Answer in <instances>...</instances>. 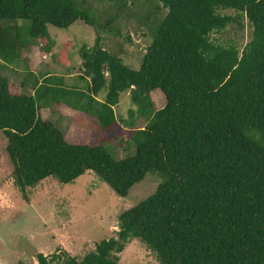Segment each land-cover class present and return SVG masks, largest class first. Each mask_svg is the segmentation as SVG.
<instances>
[{
  "label": "trees",
  "instance_id": "trees-1",
  "mask_svg": "<svg viewBox=\"0 0 264 264\" xmlns=\"http://www.w3.org/2000/svg\"><path fill=\"white\" fill-rule=\"evenodd\" d=\"M154 1L167 13L134 70L101 45L112 20L97 25L76 0H0V132L22 197L46 178L69 184L88 171L120 197L148 173L161 179L118 216L115 237L82 259L65 250L38 253L37 264H117L135 238L159 264H264V0ZM218 10L240 13L251 25L242 49L212 41L237 23ZM3 20L28 24L19 33ZM78 20L96 31L94 46L80 49L87 93L62 88L56 76L34 82L33 96L13 93L4 65L37 39L49 45L47 26L65 30ZM155 90L165 98L160 109L151 100ZM103 91L104 101L96 100ZM125 92L146 124L132 132L133 154L119 160L102 144L69 143L39 114L41 103L62 102L110 127Z\"/></svg>",
  "mask_w": 264,
  "mask_h": 264
},
{
  "label": "rangeland",
  "instance_id": "rangeland-1",
  "mask_svg": "<svg viewBox=\"0 0 264 264\" xmlns=\"http://www.w3.org/2000/svg\"><path fill=\"white\" fill-rule=\"evenodd\" d=\"M97 25L110 19L108 32L101 31V45L110 54L121 58L131 69L138 70L145 49L152 41V31L167 13L154 0H76ZM220 15L232 16L237 23L213 33L212 41L224 47L242 49L251 39L252 28L240 13L218 10ZM28 24L22 20H3L1 26L18 27L19 33ZM49 45L35 40L21 51L19 59L4 65L2 74L8 79L13 93L30 90L34 82L46 74L83 75L80 49L92 48L96 31L83 21L74 22L62 30L47 26ZM54 43V44H53ZM45 44L50 52L44 53ZM43 55L47 57L42 58ZM24 82L25 85L21 84ZM76 80L68 81V86ZM22 88V89H21ZM70 89V88H69ZM106 91L96 100L104 101ZM155 109L165 104L159 90L150 94ZM62 103V102H60ZM64 104V103H63ZM52 105V106H51ZM41 103L39 114L54 123L69 143L102 144L116 160L134 152L130 141L132 132L146 124V117L137 112L129 92L120 94L113 107L115 122L103 128L95 118L67 110L60 105ZM7 140L0 132V264H37L35 255L45 256L65 250L82 259L94 250L97 242L116 236L118 216L150 196L161 182L160 176L148 173L135 184L126 197L116 195L93 172L69 184L46 178L26 190L25 200L13 184V167L6 153ZM117 264H159L155 252L139 239H130L118 254Z\"/></svg>",
  "mask_w": 264,
  "mask_h": 264
},
{
  "label": "crops",
  "instance_id": "crops-1",
  "mask_svg": "<svg viewBox=\"0 0 264 264\" xmlns=\"http://www.w3.org/2000/svg\"><path fill=\"white\" fill-rule=\"evenodd\" d=\"M47 56L46 55H43L42 58H46ZM77 74H70L68 76H58V75H54V74H46V76H43L41 78L40 81H42L43 78L45 77H48V76H56V77H59L61 78L62 80V88L64 89H67V90H71V91H75V92H82V93H87V88H88V83H89V78L83 76L82 74H80L79 76L82 77V78H75ZM73 80H76L75 84L73 82V85L70 87L68 86V81H72ZM40 83V82H39ZM25 85V84H23ZM70 88V89H69ZM16 94H25V95H29V96H33L34 94V90L30 89V90H19V92H16ZM49 102V105L51 104H54L55 106L57 105H60L61 108L63 107L64 111L66 112L67 110H70V111H74V112H79V113H82V114H85L84 112H82L80 109H72V108H69L67 107L65 104L63 103H57V102H54V101H51V100H48ZM73 105L77 106L78 105L76 103H72ZM52 106V105H51ZM87 115V114H86ZM89 116V115H88ZM91 117V116H90ZM48 120V119H47Z\"/></svg>",
  "mask_w": 264,
  "mask_h": 264
}]
</instances>
